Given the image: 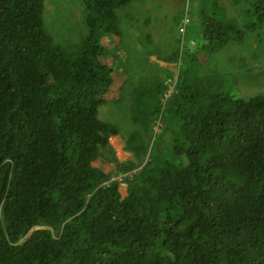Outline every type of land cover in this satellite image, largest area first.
<instances>
[{
	"label": "trees",
	"instance_id": "trees-1",
	"mask_svg": "<svg viewBox=\"0 0 264 264\" xmlns=\"http://www.w3.org/2000/svg\"><path fill=\"white\" fill-rule=\"evenodd\" d=\"M129 1L84 0L72 57L44 29V0H0V264H264V93L186 91L174 148L124 180V199L93 166L139 168L123 167L98 118L116 66L103 41ZM231 26L210 17L204 43L224 46Z\"/></svg>",
	"mask_w": 264,
	"mask_h": 264
},
{
	"label": "rangeland",
	"instance_id": "rangeland-1",
	"mask_svg": "<svg viewBox=\"0 0 264 264\" xmlns=\"http://www.w3.org/2000/svg\"><path fill=\"white\" fill-rule=\"evenodd\" d=\"M256 1L131 0L115 8L119 33L104 39L109 55L102 58L116 65L114 82L98 118L118 132L110 143L123 167L139 168L126 174L103 157L93 166L120 182L122 199L127 196V177L138 173L150 157L165 159L170 154L166 150L174 148V114L187 107L186 91L189 98L203 95L205 102L221 94L248 99L264 93V18L259 17L264 10ZM44 2L45 31L65 53L79 55L89 32L84 0ZM185 16L192 22L183 37L179 28ZM212 16L232 25V39L216 49L207 47L201 34Z\"/></svg>",
	"mask_w": 264,
	"mask_h": 264
},
{
	"label": "built area",
	"instance_id": "built-area-1",
	"mask_svg": "<svg viewBox=\"0 0 264 264\" xmlns=\"http://www.w3.org/2000/svg\"><path fill=\"white\" fill-rule=\"evenodd\" d=\"M191 19L188 16H185L181 22V27L179 28V32L181 35H185L187 31V27L190 24ZM193 44V43H192Z\"/></svg>",
	"mask_w": 264,
	"mask_h": 264
},
{
	"label": "crops",
	"instance_id": "crops-1",
	"mask_svg": "<svg viewBox=\"0 0 264 264\" xmlns=\"http://www.w3.org/2000/svg\"><path fill=\"white\" fill-rule=\"evenodd\" d=\"M191 22H192V21H191ZM191 22H190V23H191ZM199 22H200V20H199ZM189 25H190V24H189ZM182 36L184 37L185 35H182ZM190 42L193 43V40L191 39ZM182 45H184V46L186 45V42H185L184 38H183V40H182ZM189 48H190V47H189V45H188V49H189ZM187 51H188V50H187ZM163 65H167V64L164 63Z\"/></svg>",
	"mask_w": 264,
	"mask_h": 264
}]
</instances>
